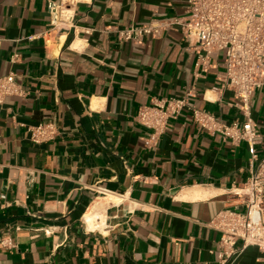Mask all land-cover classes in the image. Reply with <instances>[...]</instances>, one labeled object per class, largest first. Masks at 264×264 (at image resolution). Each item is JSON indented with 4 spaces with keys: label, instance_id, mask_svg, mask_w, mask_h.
I'll use <instances>...</instances> for the list:
<instances>
[{
    "label": "crops",
    "instance_id": "0c3cea01",
    "mask_svg": "<svg viewBox=\"0 0 264 264\" xmlns=\"http://www.w3.org/2000/svg\"><path fill=\"white\" fill-rule=\"evenodd\" d=\"M187 0H77L74 28L50 30L46 0H0V75L25 93L0 104V264H219L223 208L243 209L248 150L204 131L191 111L168 121L153 146L135 118L152 97L180 96L229 122L243 119L221 88L225 53L205 69L182 34L143 42L115 27L185 12ZM17 54L14 60L13 55ZM264 156V86L250 97ZM53 122L57 135L33 143L28 127ZM103 225L84 220L96 201ZM238 241L236 245H239ZM230 264H264L247 246Z\"/></svg>",
    "mask_w": 264,
    "mask_h": 264
},
{
    "label": "built area",
    "instance_id": "2783aa9c",
    "mask_svg": "<svg viewBox=\"0 0 264 264\" xmlns=\"http://www.w3.org/2000/svg\"><path fill=\"white\" fill-rule=\"evenodd\" d=\"M77 0H46L50 30L74 28V6ZM169 29L182 34L187 51H194L205 69L210 57L218 51L225 53V72L221 88L230 89L236 98L243 119L229 122L207 109L190 103L193 89H184L180 96L152 97L141 104L136 120L149 131L148 146L157 143L170 119L189 109L193 120L207 133L220 134L233 144L244 141L249 153L248 176L236 192L243 196L244 208H223L210 221L219 232V264H230L247 246L254 245L264 253V156L256 145L260 131L251 116L252 92L264 86V0H187L185 12L163 19L124 27H115L116 37L124 41L142 43L145 35L159 37ZM13 55V59L17 58ZM24 89L13 72L0 75V104L7 95H23ZM29 139L42 143L53 139L57 127L53 122H39L28 127ZM90 228L98 230L104 223L96 218ZM239 245H236L237 242ZM0 244L13 246L8 235L0 236Z\"/></svg>",
    "mask_w": 264,
    "mask_h": 264
},
{
    "label": "bare ground",
    "instance_id": "6f19581e",
    "mask_svg": "<svg viewBox=\"0 0 264 264\" xmlns=\"http://www.w3.org/2000/svg\"><path fill=\"white\" fill-rule=\"evenodd\" d=\"M96 218H100V223H103V204L100 200L94 202L84 214V220L89 228L97 223Z\"/></svg>",
    "mask_w": 264,
    "mask_h": 264
}]
</instances>
